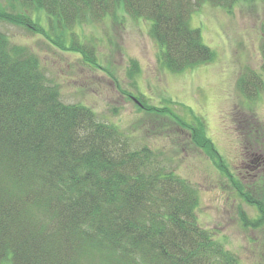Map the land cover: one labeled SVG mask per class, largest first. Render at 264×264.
Listing matches in <instances>:
<instances>
[{"label": "trees", "instance_id": "1", "mask_svg": "<svg viewBox=\"0 0 264 264\" xmlns=\"http://www.w3.org/2000/svg\"><path fill=\"white\" fill-rule=\"evenodd\" d=\"M251 1L0 0V26L41 33L96 65L95 48L75 27L119 15L145 19L161 63L181 73L215 58L193 14L206 3L232 12ZM261 50L264 73V41ZM263 82L246 70L238 86L256 97ZM144 95L135 99L146 111L201 135L203 121L191 124ZM167 162L88 104L64 101L37 53L0 27V264H239L201 225L198 190Z\"/></svg>", "mask_w": 264, "mask_h": 264}, {"label": "rangeland", "instance_id": "2", "mask_svg": "<svg viewBox=\"0 0 264 264\" xmlns=\"http://www.w3.org/2000/svg\"><path fill=\"white\" fill-rule=\"evenodd\" d=\"M203 8L191 24L200 27L215 58L181 73L161 63L145 19L119 15L75 27L81 42L95 48L96 65L41 33L7 23L0 27L37 53L64 101L88 104L136 146L162 151L167 164L198 190L201 225L238 256L239 264H264V224H256L264 207V166L250 172L245 160L256 136L264 143V82L256 97L238 86L246 70L264 79V0L240 3L232 12L208 3ZM141 94L147 104L169 105L191 124L203 121L201 135L146 111L135 99Z\"/></svg>", "mask_w": 264, "mask_h": 264}, {"label": "flooded vegetation", "instance_id": "3", "mask_svg": "<svg viewBox=\"0 0 264 264\" xmlns=\"http://www.w3.org/2000/svg\"><path fill=\"white\" fill-rule=\"evenodd\" d=\"M255 138L256 141L255 145L253 146L254 148L252 147L249 149L248 157L245 159L248 161V165L250 166L248 167L250 172L254 170L257 171L260 166H264V146L261 144L259 136H256Z\"/></svg>", "mask_w": 264, "mask_h": 264}]
</instances>
